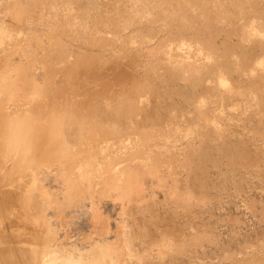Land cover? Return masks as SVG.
I'll return each instance as SVG.
<instances>
[{
    "label": "bare ground",
    "instance_id": "6f19581e",
    "mask_svg": "<svg viewBox=\"0 0 264 264\" xmlns=\"http://www.w3.org/2000/svg\"><path fill=\"white\" fill-rule=\"evenodd\" d=\"M131 1H136L135 4L133 2V7H136L137 10L134 9L136 13L139 11L138 19L141 16L142 19L145 16L149 17L157 9L163 8L162 11L165 10L164 13L166 14L167 11L168 14V16L163 14L166 18L172 16V20H178L177 22L180 23L176 28H169V37H167V41L165 40L168 44L166 48L164 46L166 43L162 45L163 56L161 55V57V53L158 52L157 58L161 59L158 61L159 63L154 60L152 72L147 75L145 73V77L142 76L143 79L140 78V81L132 83L133 90H129L133 91L134 95L138 94L136 99L129 96L123 88L124 86L121 85L122 82H119L123 88L120 87L121 90H116L120 85H115V88L113 87L115 90L108 89V86H106L107 89L106 87L101 90L92 89L91 83H86L88 80L86 74H83L85 77L83 75L82 77L79 73L83 61L80 60L82 54L77 56L79 53L65 51L63 42L61 41V43L56 37L51 36L50 44L45 46L48 50L45 57L37 58L36 54L30 56V58L35 57L36 62L44 69L43 84L31 77L22 63H11L7 57L0 64V223L2 224L0 227V264H124L119 258L116 260L115 255L108 250L103 255L97 252L98 258L93 254L91 259H87L80 255H71L51 248L49 242L52 241L53 236L51 237V235L53 234H49L50 229L45 225L43 200H46L47 204L54 202L62 208L90 197L89 195L93 192L103 194L109 189H114L119 190L123 195L126 187L135 190L137 183L140 184L142 181L147 183L145 179L155 169V167L153 170L150 169V166L159 167V164L163 163L167 167L166 170L171 172V168L175 164L176 168L180 167V172L184 174V182L181 181L182 184L179 181L181 178L179 180L175 178L178 182L173 180L175 182L173 184H176L177 189L188 195L190 199L201 200V203L202 201H212L214 191L222 194L225 181L228 182L231 178L235 180L234 183L237 186L238 182L236 181L242 180L248 167L252 166L255 169L254 165L257 164L256 167H259L260 162L264 165V120L261 118L262 120L259 119L257 122L254 119L257 124L252 122L254 125H251L250 121L247 123L240 115L238 120H244L243 131L242 128L239 131L234 128L232 130L230 129L231 125L227 124L228 120L230 123L232 122V118L234 119L232 113L240 110L241 104H245V108H243L244 106L241 108L244 110L251 106L256 107L255 110L260 108L261 110H258L260 114L264 110V0ZM1 2L4 3L6 9L10 10L11 16L16 15L15 9L19 4L15 0H1ZM64 4L70 5V3ZM160 4L162 7L158 6ZM139 5L141 10H138ZM133 7L129 9H133ZM84 8L86 9L85 6ZM194 8L199 9V12L197 9L198 14L190 15L188 11L193 10V13ZM140 11L143 14H140ZM197 12L195 10V13ZM75 14L76 12L73 15ZM73 15L71 16L69 12L71 19L67 14L70 26H73L71 24L73 18L77 21V15L74 17ZM68 18H65V22L66 20L68 22ZM129 22L131 23V21ZM6 23L0 20V53L9 54L17 47L21 31H15L12 27L11 29ZM168 23L166 22L167 26ZM63 25L67 24L63 22ZM75 26L76 24H74ZM62 28L67 29L66 26H62ZM51 31L54 33V30ZM95 32L97 31H93L92 34ZM114 38L116 37L114 36ZM141 42L144 44L143 40L139 43ZM53 44L54 46L57 44L59 47L55 60H52L54 57L52 54L56 50ZM38 48L43 51L45 49L41 45H38ZM193 48L195 51H192ZM43 53L42 56L45 55ZM63 68L67 69L62 70V78L56 81L58 72ZM148 70L150 71V68ZM125 75L128 76L127 73ZM111 78L109 81L113 80ZM129 79L131 82L130 77ZM69 82L71 83L68 84ZM232 109H234L233 112L229 113L232 116H229L228 111ZM240 112L242 113V110ZM237 117L239 116L237 115ZM238 120L237 122L235 120V123H238ZM234 125L236 126V124ZM181 129H184L187 135L183 134L184 130L181 132ZM178 132L182 133V136H179L184 137V140L194 133L195 139H197L196 142L195 139L192 141L194 138L192 136L189 141L188 137V142L185 140V145L180 144L181 148L186 146L184 149L186 154L183 152V158H178L180 160H176L177 157L172 154L175 162L173 158L166 157L167 152L164 151L165 148H170L169 143L172 142L170 137L177 134L178 138ZM174 136L171 149L176 145V141L182 142ZM127 143L128 145L132 144V147L129 146L128 154H126ZM177 146L175 147L177 148ZM161 150L165 155L161 153ZM121 155L126 157L132 166L119 167L116 159ZM159 155L163 157H159ZM57 165L59 171L56 181L62 187L60 201H55L52 194L43 190L39 186L37 177L34 176H32L30 184L26 183L24 190L19 191L22 185L15 181L22 178L25 173L34 170L36 174V171L44 172ZM162 165L160 164V166ZM156 170L154 172L159 171ZM173 173L175 172L171 174ZM261 180L263 181V179ZM179 182L180 184H178ZM243 184H240L239 187L242 188ZM174 185L172 186L175 187ZM11 186H15L13 188L16 189L15 192H11ZM173 193L177 194V191ZM176 196L178 197V195ZM218 196L221 197L219 194ZM177 197L173 198L176 199L175 201H182L179 208L183 210L189 211L195 205L199 207L198 203L192 204L189 201L190 204ZM172 201L174 202V199ZM188 204L193 207H189ZM176 205L175 203L172 206ZM149 206L146 207L147 210H150ZM176 208L179 209L178 205ZM195 209L194 212L197 211ZM181 212L182 210L179 209L173 215L166 216L167 213L161 215L152 210L149 212L150 214L147 211L148 218H136L135 226L138 229L126 233L128 255L144 260L145 251L142 252V250L148 248H139L138 244L140 243L138 242L145 244L147 237L144 236L147 234L148 237L151 236L149 223L152 220L153 225L151 226L153 229L157 227L155 230L160 233V238L155 236V239L153 234L150 237H153L151 241L148 238L149 244H145L146 247L164 243V247L170 248V243L174 240V245L171 244V246H175L177 249H170V251L180 250L178 252L181 254L187 252L189 254L187 260L194 261L197 258L196 248L202 243L203 234L200 231L198 236L197 232L192 233L185 230L189 226L197 231L196 227L204 224L202 225L204 229L206 225L204 221H201L202 224L198 222V225H193L194 222L189 217L190 215L187 218L189 222L183 218L186 222V224L183 223L184 226L178 224L176 219L179 216L184 217L185 213L195 214L183 211V215ZM197 214L194 216L199 217ZM195 219L197 218L194 217V221ZM2 221L6 224L3 225ZM185 225L188 226L184 230ZM22 226L33 231L28 233L25 239L17 233V230ZM208 227L211 226L208 225ZM41 230L44 233L48 231L50 236L47 237L51 238L46 239ZM206 230L203 231L206 233ZM205 237H209V235ZM204 238L203 243L208 239L204 240ZM213 239L215 238H212L210 242L216 241ZM136 242L138 244H135ZM263 243L261 245H264ZM38 244L41 245L40 250L37 247ZM221 246L223 245H219V247ZM224 248L222 250L219 248L223 252H221V256L223 254V258H227L226 261L231 259L229 264H253L252 259L248 261V259L235 258L233 249ZM49 251L51 253H48ZM159 251L162 253V250ZM172 252H168L169 254L164 252L165 256L170 255L167 256L169 260L166 257L164 260L157 258L158 262L154 264H185L184 259V263L179 261L184 254L179 255L180 258L176 259L178 253L176 252L175 256ZM102 256L103 258L108 257L104 263ZM185 257L188 256L185 255ZM159 259H161L160 262ZM259 261L262 262V260ZM139 263L141 264V262Z\"/></svg>",
    "mask_w": 264,
    "mask_h": 264
},
{
    "label": "rangeland",
    "instance_id": "374dc122",
    "mask_svg": "<svg viewBox=\"0 0 264 264\" xmlns=\"http://www.w3.org/2000/svg\"><path fill=\"white\" fill-rule=\"evenodd\" d=\"M15 1L19 4L17 5L18 6L17 8H19L20 10L16 8L15 10L17 12L15 13L17 16L16 15L11 16L12 13H10V10L6 9L4 6V3L1 2L0 0V20L1 22L5 21L7 22L6 24H8L10 28L12 27L15 31H21L17 47L14 48L13 51L10 52L9 54L0 53V64L7 57L9 58V61L11 63H14V64L22 63V65L26 68L28 74L31 77H33L37 82L43 84L44 83V80H43L44 69L41 67V65L38 62H36L37 59L35 57L30 58V56L33 54H36L37 58L45 57L47 55L46 51L48 52L45 46L50 44L49 39L51 36L56 37L60 40V42L61 41L63 42L61 43L63 44L65 51L68 52L69 50V52L72 51L73 53H76V54L79 53L77 56L79 55L81 56L82 54V57H81L82 59L80 58V60L81 61L83 60V61H82V65L79 68V73L81 74V76L83 74H86L89 80V81L87 80L86 83L87 82L91 83L90 85L91 87H93L92 89L101 90V88L105 89L106 86H108V89L109 88L112 89L113 87L115 88V85L119 86L120 85L119 82H122L121 85L124 86L123 88L125 89V91L128 92L131 98L134 97V99L137 98L138 94L135 93L134 95V92L131 91L133 90L132 87L134 86V85L132 86V83H135L136 81H140V78H142V76L145 77L144 75L145 73L147 75L149 72H152L151 70L152 65L155 64V61L158 62L161 59V58L159 59L157 58L158 55L161 53L160 56L161 55L163 56L162 45L166 43V45L164 44L166 48L168 44L166 41L168 40L167 37H169V34H168L170 32L169 28L170 27L171 29L176 28L178 25H180V23L177 22L178 20L177 21H175L174 19L172 20V16L171 17L169 16L166 18L165 15L167 14V11L165 14L164 13L165 10L162 11L163 8H161V10L155 9L156 11L152 15L149 16L150 18L148 16H145V18L142 19L141 18L142 16L140 15L141 17L139 18L141 20L138 19L137 16L139 15V11L136 13L135 10L137 9H135L136 7H133L134 1H131V0H70V1L69 0H15ZM153 1H157V0H153ZM64 3H70V5L68 6V4H64ZM94 5L95 7H93ZM128 5L129 6L131 5L130 7H133V9L132 8L129 9L130 7ZM63 6L65 8V11H64ZM84 6L86 7V9L84 8ZM158 6L162 7V4ZM139 7L140 5L138 6V10H141V8L139 9ZM197 9H195L196 12H197ZM195 10L193 13H192L193 10L192 11L189 10L188 12L190 15H193V14L197 15L199 12V9L197 13H195ZM69 12L71 16L76 12V14L73 15V17L77 15L76 16L77 21L75 18H73V21H76L75 23H73V21L71 20L72 21L71 24H73V26H70L69 24V21H70L69 18L71 17L69 16ZM161 12H162V15H161ZM141 13L142 11H140V14ZM18 14L19 15L21 14V16H19ZM67 14L69 18L67 17ZM15 17L17 20L15 19ZM65 18L66 19L68 18V22L67 20L65 22ZM109 20L112 22V24ZM129 21H131V23ZM169 21L170 22L173 21L175 23H170ZM63 22L64 24L66 23L68 27L67 25H63ZM107 22H109L108 23L109 25L107 24ZM128 22H129V26L127 24ZM166 22L167 23L169 22L168 26ZM60 24L62 25L60 26ZM74 24H76L75 27H74ZM92 25H93V28H92ZM62 26H66L67 29L64 30ZM71 27L72 28L74 27V28L72 29ZM112 29H113V32H112ZM51 30H54V33ZM91 31L92 32L97 31V32L93 33L94 34L93 35ZM113 35L117 39L114 38ZM119 35H120V38H118ZM139 37H141L142 39L140 38L139 40ZM130 39L132 40V42ZM142 40L144 44H142V42L139 43ZM145 40L147 41L145 42ZM121 44H122V47H121ZM38 45L43 46L45 48L44 51L43 49H39ZM124 45H125V48L123 49ZM54 47H55L54 49L56 50H54L52 54L54 56L52 57V60L56 59L57 50L59 49L57 44ZM41 51H43L44 53ZM192 51H195L194 48ZM42 53L45 55L42 56ZM74 58L75 56L73 57V59ZM149 68H150V71L148 70ZM65 69L67 68H63L58 72L56 76V81L62 78L63 76L62 70H65ZM126 73L128 75L127 76L128 78L125 75ZM83 76L85 77V75ZM97 76H98V80H97ZM131 76H133L134 78ZM110 77H112L111 79L113 80L109 81ZM129 77L131 78V82H130ZM136 77L137 79L139 77V79L138 80L135 79ZM126 79L127 81H125ZM93 82H94V86H93ZM97 82L99 83V85H97L98 84ZM108 82L110 86L108 85ZM70 83L71 82H69L68 84ZM121 85L119 86V88H116V90L120 89ZM123 88L121 87V89ZM127 89L128 90L131 89L129 91L132 93H130ZM242 106H244L243 108H245V104H241V106L239 107L240 110H238L237 112L236 111L233 112L234 109L229 110L231 112L228 111V114L233 112L232 114H234L233 117L236 120V122L238 118L240 119V115L244 117V118L242 117V119H245L247 123L248 121H250L251 125H254L253 123L257 124V122L261 118L264 120V114H263L264 110L261 111V113L262 112L263 113L260 114V112H258L260 108L257 107L258 109L255 110L256 107L254 108V106H251L248 108L250 111L248 109H245L246 110V113H245V110L241 109ZM228 109H230V107H228ZM235 110H237V108H235ZM241 110H242V113L240 112ZM248 113L251 115H249ZM232 114H229V116H232ZM237 115L239 117H237ZM234 119L232 118L231 123L229 120L227 121V124L231 126L232 125L235 126L234 124H236L235 127L230 126V129L233 130L234 128V130L236 129L239 131L242 128L241 130L243 131L244 120H240L241 122L238 120L240 123L239 122L235 123ZM233 120H234V123H233ZM183 130L181 129V132ZM181 132L180 134L178 132V138L176 136L177 134H175L176 138L182 141L181 143L180 141L175 142V144L178 145L179 147L177 146L176 148L175 147L176 145H174L173 147L174 149L173 148L171 149L172 147L171 144L173 142V136H174L173 135L172 137H170V139L172 138L170 140L172 142L171 143L168 142L170 145V148H168L169 150L164 147L166 149L164 152L165 153L167 152V154L165 155L163 150H161V153H163L166 157L173 158V161H175L173 157L174 155L175 157H177L176 158L177 160L178 158L180 159L181 157L183 158L182 155L186 154L184 150L186 146L185 147L182 146V148L180 146L188 142L187 141L188 137L190 139L192 138V136H194L192 141L195 139V135H194L195 133H194L188 136L187 139H185L186 140L185 142L184 137L182 138L181 136H182V133L185 135L187 134L185 133V130L184 132L182 133ZM196 139L194 140L195 142H196ZM189 141H191V139ZM177 142L179 143L177 144ZM131 145L132 144L128 145L127 143L126 154H128V151L130 150L129 146ZM166 146L168 145L166 144ZM168 151H170L169 152L170 154L168 153ZM186 151H187V148H186ZM172 154L174 155L172 156ZM160 156L161 155H159V157ZM116 161L118 162L117 165L119 167L132 166V164H129V161L126 159V157L122 155L118 157ZM175 162L173 163V165L175 164ZM260 163L258 164L259 167H256L257 164L254 165L255 169L252 166H251L252 168L248 167L247 172L245 173L247 176L245 174L242 176L243 177L242 180L240 179L242 183L240 181H236L238 182L237 186H236V183H234L235 180H233V178L229 179L228 182L225 181L224 189L223 191H221L222 194L218 192L215 193L214 191L212 193L214 194L212 196L214 197L213 200L211 201L208 199L210 202L202 201L200 203L201 200L197 201L198 199L194 201L195 198L190 199L188 195H185L182 191L178 190L176 187V184L174 185L173 183H175L174 181H176L177 183L178 182L177 180H179L180 178L181 179L179 181L184 182V174L180 172L181 171L180 167L176 168L177 166L176 164L172 166L174 170L172 168L171 170L172 172H175L173 174L179 175V176H175L171 174L172 172L170 170H166L167 167L163 163H160L161 165L163 164L162 166H160L159 164L160 168L156 166H150V169L153 170L154 167L155 169L152 171L151 174H148L149 176H147L146 179L144 178L147 181V183H144V181H142L140 184L137 183L136 184L137 187L135 188V190H133L131 187H126L124 189L123 195L119 192V190H114V189H109L108 191H105L106 193L104 192L103 194H100L99 192H93L89 195L90 197L83 198L78 203H72L62 208H60L54 202L47 204L46 203L47 201L43 200L44 217L46 220L45 225L47 228L50 229L49 234L50 233L53 234L51 235V237L53 236V238H52V241L49 242V246L50 247L52 246L51 248L61 250L62 252H67L71 255L74 254V255L83 256L87 259H91L93 254L95 255L96 258H98L96 254L97 252L103 255V253L106 252V250H108V252L115 255L114 258L116 260L119 258V260L123 262L124 264L125 263H128V264L137 263L138 264L139 262H141V264H144V263L147 264V262L148 264H154L158 262L157 258H161V259L163 258L164 260V257H166V259H168L167 256H170L168 255L169 254L168 252H172L170 251V249L171 250L177 249L175 246L172 247L174 245L173 244L174 240L173 239H172L173 241L171 240L172 243H170V248L166 246L164 247L163 246L164 243H160L162 246L158 243L154 245H149L150 247H146L149 244L148 238H150L153 234H154L153 235L154 237L156 236L157 238H160L159 237L160 233L155 230V228L157 227L153 229L151 226L153 225L152 224L153 221L152 220L150 221L149 219L151 223V224L149 223V228H150L149 230L152 233L150 232V235H151L150 237H148V234L147 235L144 234L145 235L144 237H147V239L145 238V244L147 245L145 246V244L141 242H138L140 244H138L137 242L135 243V244H138L139 248H142V249L148 248L147 250L146 249L142 250V252L145 251L143 255L144 260L143 259L140 260L138 257H136L135 259L134 256L130 257V255H128L129 248H127L126 241H125V239L127 238L126 233L133 229L134 230L138 229L135 226V223L137 221L136 218L138 217L148 218L150 214L149 212H151L152 210H154L155 212L157 211L161 215H163L164 213H165L164 215H166L167 211L168 210L170 211L171 209V211L173 212L170 211L171 212L170 213L168 211L166 215V216H169L168 214L173 215L175 211L177 212L180 209L182 210L181 213H183V215L185 211L187 212L190 211L191 213H195V214L185 213L184 217L179 216L180 218L178 217L176 219V222L178 224L180 223V225L182 224V226H184L183 223L186 224V222H189L187 221V218L190 215L189 217L194 222V223L192 222L193 225L197 224L198 222L199 224H202L203 222L201 223V221H204L207 228L204 227L203 229L202 225L204 224L196 227L198 228L197 231L194 230L193 227L190 228L188 225H185V227H183L185 230L186 226H188L187 227L188 229H186L185 231L192 232V233L197 232L198 234L201 231V234H203V237H202V243H200V246L196 248L197 258L195 257L196 259L194 258L195 259L194 261L187 260V258L189 259V254L187 252H184L181 254L180 252H178L180 250H177V251L175 250L178 253V256L176 257V259L180 258L179 255L182 256L184 254L183 257L179 259V261L183 262V259H184L185 264H229L231 259H228V261H226L227 258H225L226 259L225 260L223 258V254L221 256V252H222L221 250L224 247L225 248L228 247L234 250V253L236 254V256L235 254L233 256L235 258L243 259V260L248 259V261L252 259L253 264H264V259H263L264 258V245H261V243L264 242V182H263L264 181V168H263L264 165L262 162ZM164 166H165L166 171L164 170ZM156 169H158L159 171L154 172ZM58 171H59L58 165L53 166L45 170L44 172L36 171V174L34 170H31L25 173V175L22 178H18L15 182H18V184L22 185V187H20L19 189L20 191L21 189L24 190L26 183L28 185L30 184V180L32 176H34L35 178L37 177L39 186L43 190L52 194L55 201H60L61 196H62V193H61L62 187L56 181L58 180L57 179ZM30 174H34V175H30ZM261 179H263V181ZM230 180L233 181V184H232V181L230 182ZM180 182L178 184H180ZM239 182L241 185L244 183L243 184L244 186H242L243 189L239 187L240 185ZM172 185H174L176 188L173 187ZM14 187L15 186H11V192H15L16 189H13ZM237 187L239 188V191H237L238 189ZM171 191L172 192L177 191V194L175 193L172 194ZM217 193L221 195V197H219ZM170 194L171 196H169ZM176 195H178V197L181 198L180 200L184 199V201L185 200L188 202L190 201L192 204L198 203L199 207L201 208L196 207V205L195 207H193L192 205H189V204H188L189 207L190 206L193 207L189 209V211L179 208V205H181L180 203H182V201L179 202L177 200L179 202L178 204L177 201H175L176 200L175 198L177 197ZM8 198L9 196L7 197V199ZM172 199H174V202L172 201ZM175 203L178 205V208H179L178 210L176 208L177 205L175 207L172 206V205H175ZM188 205H187V209L189 208ZM142 206H144L146 213L144 212V208H142ZM147 206L152 208V209L150 208L151 211L149 209L148 210L146 209ZM129 208H131L132 210L131 209L128 210ZM140 208H142V211H140L141 210ZM194 209L197 211L198 209H200L201 212L200 210L198 212L197 211L194 212L193 211ZM147 211L149 214L147 213ZM196 214L199 217L194 216ZM194 217L197 219L199 218V220L195 219L194 221ZM183 218H185L186 222L184 221ZM178 219L179 221H177ZM180 219H183V220H180ZM4 223L3 225L6 224ZM208 225H210L211 227H208ZM1 226L2 224L0 223V227ZM22 227L17 230V233L21 234L23 239H25V236L28 235V233L30 234L32 230L29 231L30 229L25 228V227H23L25 228V230H23ZM192 228L194 232L192 231ZM200 228L202 229L200 230ZM203 230H206V233ZM36 231H37V228H36ZM43 235L46 237V239L51 238V237H47V236H50L48 235V231L45 232ZM199 235L200 233L198 234V236ZM208 235L209 237H205ZM152 238H150V241ZM203 238L204 240L206 238L208 239H206L203 243ZM212 238H215L213 240H216V241L210 242ZM142 245H144L145 247ZM219 245H223V246L219 247ZM37 247L39 250L41 249L40 244H38ZM219 248H221V250ZM159 250H162V253L164 255L162 253H159L160 252ZM163 251L168 253L167 256H165V253ZM175 251H173L174 255L177 254ZM48 253H51V251H49ZM158 255L160 256L158 257ZM185 255L188 257H185ZM107 258H103L102 256L103 263L107 260ZM161 259H159V262L161 261ZM259 260H262V262H260Z\"/></svg>",
    "mask_w": 264,
    "mask_h": 264
}]
</instances>
